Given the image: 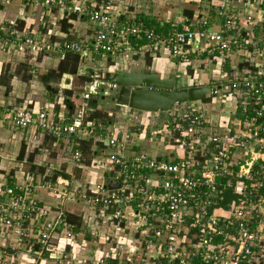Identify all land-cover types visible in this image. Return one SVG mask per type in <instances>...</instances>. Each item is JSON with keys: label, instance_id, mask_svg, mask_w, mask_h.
<instances>
[{"label": "built area", "instance_id": "built-area-1", "mask_svg": "<svg viewBox=\"0 0 264 264\" xmlns=\"http://www.w3.org/2000/svg\"><path fill=\"white\" fill-rule=\"evenodd\" d=\"M16 1L42 13L32 30L18 28L22 12L0 17V63L77 55L75 75L87 80L70 112L61 82L51 101L0 100V126L21 130L26 147L13 168L0 166V264L45 257L59 264H264V0H207L165 32L119 20L126 0ZM44 12L86 22L91 37L53 39L59 36ZM127 52L166 53L189 66L185 87L209 91L204 100L174 103L161 120L162 112L116 105L110 98L118 86L103 70L110 61L126 70ZM205 64L214 76L201 84L197 71ZM100 96L111 104L102 109L110 119L104 124L88 106ZM142 142L169 147L168 156L132 151ZM37 151L30 164L42 171L22 170ZM35 190L54 201L40 204ZM225 191L233 198L220 204Z\"/></svg>", "mask_w": 264, "mask_h": 264}, {"label": "crops", "instance_id": "crops-1", "mask_svg": "<svg viewBox=\"0 0 264 264\" xmlns=\"http://www.w3.org/2000/svg\"><path fill=\"white\" fill-rule=\"evenodd\" d=\"M126 1L128 2V4H130V6L128 7V11L119 17V20L130 22V23L134 22V23L143 24L145 26L154 27V28L158 29V31L160 30L161 32H165L166 30H168L170 25H172V23L174 21H176L179 18V16H185L186 18H191L192 16L195 15V13H197V14L199 13L198 10L196 11V9L198 7L200 10L201 5L203 3H205V2L208 3L207 0H205V1L201 0L198 3H187L185 0L184 1H182V0H166L164 2H162L160 0H126ZM213 1H215L216 3H219L220 0H213ZM133 4H139L140 7L135 8L132 6ZM7 6H11V7L15 8V12L6 11L5 8ZM206 6H207V4H206ZM6 7L0 6V17H3L5 19H12L15 17L16 14H18V12H22V14L24 16V20H23V22L18 23V28L24 29V30H29V29L32 30V29H34V27H36L38 25V17L42 13L41 12L42 10H40V7H38V6L37 7L36 6L28 7V6L24 5L23 8H21L19 5V2L16 0H13V1L7 3ZM211 11H212V9H211ZM211 11H210V14H213V11L212 12ZM71 18H73L72 23L69 24V23H67L65 18H63L62 20H58L59 16L57 13H53V15H52L51 13L49 14L48 12H44L42 14V20L44 21V24L49 25V23H51V22H54V24H55L52 26V28L54 31H56V33L59 37H55L53 39L60 40L64 36L66 39H72L76 35H78L81 39L90 38L92 32H91V29L88 26V24L84 21H81V20L78 21L73 16ZM212 19H214V18H212ZM215 20L220 21V18L217 17ZM60 21H63V23L60 24ZM61 25H63L66 28V32H64L60 28ZM69 27H72L73 32L69 30ZM190 56H192V55H190ZM54 57H55L54 54H51V56L48 55L46 57H39L38 63H39V65L42 66V64H45V61H47V62L49 61L52 63L50 66L52 68H54L56 66V64L58 63V61H60V60H56ZM125 58H126L125 61H127L126 70L118 69L115 67H110L108 65V63H107V65H105L104 70H103V75L104 74L108 75V78H106L107 80L111 77L112 73H114L116 71H118V72H120V71H126V72H128V71L148 72V71H150V72H156L159 77H167L170 75L173 77H179L181 79V83L186 84L187 77L185 76V74L182 71L185 70V71L189 72V66L187 65L185 67H182L181 65H178V61L176 59H171L168 56V54H166V53L154 54V53H148V52L143 53L142 52L139 56H134V55H131L129 52H127L125 54ZM17 59H20V58H17ZM147 60H148V62H147ZM7 64H11L10 60L7 63H4L2 61L0 63V69H1V67L6 66ZM137 65H139V66H137ZM214 68L215 67L211 64H205L200 70L197 71L198 80L201 81L200 82L201 84H204L209 79L213 78V76H214L213 69ZM35 72L33 70V74H31L32 77L30 75V78L27 81H23L19 78L21 80V81H19L21 83V86L26 84V82L32 83V80L37 77L36 76L37 73H35ZM33 75H35L36 77H34ZM40 81H41V78H40ZM50 81L51 80H49L48 82H50ZM41 82H44L46 85H50V84H48V82H45V78H44V81H41ZM60 82L64 83L66 85L65 89H69L71 87V84H72L71 75L68 73H63L61 75V77L59 79H57L56 87ZM28 85H30V88L32 87V84H28ZM45 86L41 87L40 90L45 91V93H50V92L45 90V88H44ZM51 87H53V86H51ZM80 87L82 88V86H80ZM29 93L31 94V93H35V92L31 91ZM42 94H44V93H42ZM55 94L56 93H54V94L51 93L52 99L54 98ZM52 99H49L47 96L46 98L44 97L43 101L44 102L51 101ZM99 99H102V97L100 96ZM200 100H204V99H200ZM220 106H222V105H220ZM158 114H159L158 116L160 117L161 113H158ZM7 128L8 127L6 126L5 129H7ZM10 133H14V131L11 130ZM0 135L2 136V135H4V133L0 132ZM16 136H17V139H10V145H13V148L16 147L15 146L16 141H19L20 144H23L19 135L16 134ZM43 143L45 144L44 141H43ZM142 143H148V142H142ZM140 144L141 143H139L136 147H134L132 149V151H140ZM2 149L3 148H0V151H2ZM13 153H16L15 154V158H16V156L18 154L17 151L12 152V150H11L12 155L8 156L9 159H12ZM5 162H7V161H5ZM37 192L39 193V190H35V193H37ZM39 194H40V196H38V197L35 194V197L37 198V201L40 204H43V205H45L46 203L51 204L52 201H54L50 197V195L44 190H41V192ZM41 194H43L44 197ZM45 259H46V257H45ZM39 262H37V264ZM51 262L54 263L53 260H51L50 263Z\"/></svg>", "mask_w": 264, "mask_h": 264}, {"label": "water", "instance_id": "water-1", "mask_svg": "<svg viewBox=\"0 0 264 264\" xmlns=\"http://www.w3.org/2000/svg\"><path fill=\"white\" fill-rule=\"evenodd\" d=\"M44 78L42 76L41 81H44ZM108 80L118 86L110 101L116 105L152 113L167 112L176 102L203 99L209 91L208 86L185 87L179 77L171 75L159 77L156 72L150 71H116ZM44 88L53 94L57 91V88L50 85H46ZM55 173L64 179L70 177L69 174L62 171L56 170ZM214 180L218 183L219 176H216ZM7 184H10V180H7ZM72 231L76 232L77 228H73ZM3 251L13 252L10 249Z\"/></svg>", "mask_w": 264, "mask_h": 264}, {"label": "rangeland", "instance_id": "rangeland-1", "mask_svg": "<svg viewBox=\"0 0 264 264\" xmlns=\"http://www.w3.org/2000/svg\"><path fill=\"white\" fill-rule=\"evenodd\" d=\"M4 7H6V5H4ZM5 9H6V11H9V12H15V8H13L11 6H7ZM25 59L26 58L17 59V57L12 56L10 58L11 64H7L6 66L1 67V69H0V75H2L0 77V100H2L4 103L9 102V103H11L9 105L16 106V105H19V103H21L22 100H24V99H32V100H35L38 102H42L44 97L46 98L47 96L49 99H52V96H50L49 93H45V91L40 90L41 87L45 86L46 84L44 82H41L40 81L41 77L38 76L40 73L45 72L48 69H52V67L50 66L52 63L49 61L48 62L45 61V64H42L41 68H37V72H36L37 77L32 80V83L26 82V84L21 86V83L19 82L21 80L19 78H20V73L22 71V68H24V65L22 66L21 63H25L26 66H28L27 63H29ZM137 66H139V65H137ZM18 68L20 69L19 72H18V70H19ZM74 81L76 84V88L78 89L77 92L79 93L81 90L80 86H82L81 80L75 79ZM74 81H73V83H74ZM1 83H4V84L2 85ZM28 84H32V87L30 88V85H28ZM48 84H50L53 87H56L57 80L53 79L50 82H48ZM31 91H34L35 93L30 94L29 92H31ZM61 92H63V89L61 90ZM42 93H44V94H42ZM100 105H102L101 109H108L111 106L110 101L107 98H105L103 103ZM144 114L145 113H141L142 122L144 119V116H143ZM164 116H165V113L162 112L161 116L158 119L161 120ZM5 127H6L5 125H2L0 127V130H1L0 132L4 133V135H2V136L0 135V143H1L0 148H3L2 151H0V165L2 166V169L10 168V167L13 168V162L8 157V156L12 155L11 150H12V152L17 151V153H18L20 148H23V152H24V149H26L24 143L20 144L19 141H16V144H15L16 147L15 148H13V145H10V139H17L16 134L19 135L21 130H16V131H14V133H10L11 129H8V128L5 129ZM44 142H48L47 139H45ZM42 146H45V144L42 143ZM168 150H169V147H167V146L156 147L151 142H148V143H141L140 144V151L139 152L141 154H145L147 156L155 157L157 155L168 156V153H167ZM39 153H40L39 151L31 153V161L32 160L36 161ZM15 154L16 153H13L12 158H13V160L16 161L17 159L15 158ZM34 154H35V157H34ZM173 154H175V152H173ZM5 161H7V162H5ZM37 168H40V167L37 166ZM37 168H35V169L29 168V165L27 162L24 165H22V167H21L22 170H29L32 173L38 172ZM36 177H39V176L36 175ZM40 192H41V190H39V193ZM39 193L38 192L35 193L37 195V197L40 196ZM41 195H43V194H41ZM43 197H44V195H43ZM51 260H52V258L51 259L46 258V259H43L42 261H40L38 264H59V262H57V260H55L54 263H52V262L50 263ZM16 264H29V261L28 260H22V261L20 260ZM33 264H37V262L33 263ZM60 264H65V262L62 261Z\"/></svg>", "mask_w": 264, "mask_h": 264}, {"label": "trees", "instance_id": "trees-1", "mask_svg": "<svg viewBox=\"0 0 264 264\" xmlns=\"http://www.w3.org/2000/svg\"><path fill=\"white\" fill-rule=\"evenodd\" d=\"M63 23V21H60V24ZM60 28L66 32V28L61 25ZM155 30L157 32H161L160 30L158 31V29L155 28ZM78 57L77 55H73V56H70V57H67L63 60H60L58 61V63L56 64V66L52 69H48L46 70L45 72H42L40 73L38 76L39 77H42L44 76L45 77V82H48L49 80H57L61 77V75L63 73H68L71 75L72 77V84H71V87L69 89H64V91L62 92L63 93V103L65 105V108H66V111L67 112H70L74 103L77 102V88H76V84H75V79L77 80H81V83L83 85V83L86 82L87 80V77L86 76H76L75 75V71H76V68H77V64H78ZM148 62V60H147ZM22 66L24 65V68H22V71L20 73V79L23 80V81H27L29 80L30 78V71L34 70V72L36 71L37 72V68H41L42 66L39 65L38 63V58L35 62H32V63H27L28 66L25 65V63H21ZM111 65V61L108 63ZM19 69V68H18ZM17 69V70H18ZM20 71V69L18 70V72ZM35 72V73H36ZM2 75H0L1 77ZM105 78H108V75L107 74H104L103 75ZM32 77V75H31ZM34 77H36L34 75ZM74 81V83H73ZM2 85L4 83H1ZM6 84V83H5ZM49 95L51 96V93H49ZM108 99V98H107ZM103 100H105V98L103 97L102 99H99L98 98H91L88 100V106L90 108H93L94 110L90 112V117L97 120V121H101L104 123H107L109 120L104 116V113L102 112V104L103 103ZM109 100V99H108ZM80 150L83 152V153H86L88 152V144L87 145H80ZM23 156V148H20L19 151H18V154L16 156V159L19 161L21 160ZM28 165H29V168H32L31 165H30V162H31V154H28L27 155V159H26ZM38 169V172H41L42 169L41 168H37ZM56 177V174H53V177H52V180ZM224 198L220 201V204H224L226 201H228V199L230 198H233L228 192H224ZM66 220L68 223H72L75 224V225H78V218L74 217L73 215H67L66 216Z\"/></svg>", "mask_w": 264, "mask_h": 264}, {"label": "flooded vegetation", "instance_id": "flooded-vegetation-1", "mask_svg": "<svg viewBox=\"0 0 264 264\" xmlns=\"http://www.w3.org/2000/svg\"><path fill=\"white\" fill-rule=\"evenodd\" d=\"M63 91H64V89H63ZM2 158V157H1Z\"/></svg>", "mask_w": 264, "mask_h": 264}]
</instances>
